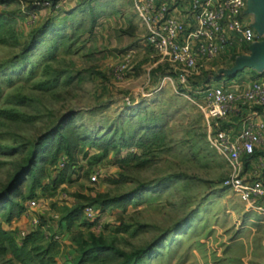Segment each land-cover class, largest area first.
I'll return each mask as SVG.
<instances>
[{"label": "rangeland", "instance_id": "1", "mask_svg": "<svg viewBox=\"0 0 264 264\" xmlns=\"http://www.w3.org/2000/svg\"><path fill=\"white\" fill-rule=\"evenodd\" d=\"M38 1L0 0V12L17 18L21 38L17 45L0 44V195L20 185L28 196L30 179L19 178L34 151L40 154L32 162L47 186L32 197L39 204L32 210L31 197L10 195L39 218L37 226L26 209L11 223L1 215L0 221L17 232L41 228V251H50L33 264L52 258L75 264L80 246L95 241L130 255L128 264H264V216L224 184L230 166L212 144L200 107L206 83L228 80L229 64L191 75L184 86L170 65L158 74L145 63L151 48L143 45L146 26L132 0L34 8ZM246 1L255 9V0ZM34 9L32 21L27 14ZM261 19L258 10L245 12L252 27ZM52 22L64 27L62 39L49 32ZM254 43L240 48L262 44ZM129 49L136 53L122 74L118 67ZM231 61L229 69L239 64ZM252 68L233 79L258 78ZM62 132L74 146L71 154L58 152L53 164L55 151L47 147ZM42 151L48 161H41ZM63 172L66 182L54 185ZM87 206L94 207V219L86 217ZM74 208L82 216L68 227ZM126 259L113 254L106 264ZM0 264L18 263L8 255Z\"/></svg>", "mask_w": 264, "mask_h": 264}, {"label": "built area", "instance_id": "2", "mask_svg": "<svg viewBox=\"0 0 264 264\" xmlns=\"http://www.w3.org/2000/svg\"><path fill=\"white\" fill-rule=\"evenodd\" d=\"M132 1L146 26V45L161 62L171 65L184 86L197 71L201 58L211 60L235 42L249 45L263 37L245 21L246 0H187L192 19L189 25L170 15L168 4L159 0ZM51 5L49 0L35 4L36 7ZM27 15L35 21L37 10ZM130 63L128 55L118 70L124 74ZM202 95L200 107L211 123L210 140L230 166L224 184L248 209L264 213V158L255 155L264 142V73L245 88L224 82L210 83ZM38 205L36 198H32L27 208L32 210ZM84 212L88 219L96 217L93 206H87ZM29 217L32 226L39 224L37 216ZM27 233L21 230L20 237Z\"/></svg>", "mask_w": 264, "mask_h": 264}, {"label": "trees", "instance_id": "3", "mask_svg": "<svg viewBox=\"0 0 264 264\" xmlns=\"http://www.w3.org/2000/svg\"><path fill=\"white\" fill-rule=\"evenodd\" d=\"M49 1H51L53 7L58 2V0ZM34 8L37 7L35 6ZM52 24L55 28H52L49 32H51L52 35L56 34L58 38L62 39L66 35L64 27L55 24L54 22H52ZM42 31H45L44 33L47 34V27ZM33 38L35 39L34 36ZM34 39L31 42V46L35 44ZM20 42L21 38L20 34L18 33L17 18L15 16L7 15L5 12H0V44L17 45ZM86 138V136H79V139H82L83 141L86 140ZM73 143L74 142L62 132L53 142L50 143V145L48 144L49 146L47 148L49 151H55L54 155L51 156L50 159L52 163H55L57 153L63 149L71 154L72 148L74 146ZM139 146L143 147L145 146V143L140 141ZM258 152L264 155V151ZM38 154H40L38 151L33 152L32 161H37L36 159ZM46 157H48L47 152L42 151L41 161H48ZM32 161L29 166L23 168L19 178V181L21 180L22 182H26V180L30 179L28 186V196H25L20 185H18L16 188L11 187L0 195V215L7 223H11L14 218L19 217L26 209L24 204H21L15 200H11L10 195L14 193L16 197L26 199L28 197L32 198L36 196L38 188H40L43 192L47 190V186L42 182L43 175L35 168V164ZM52 182L57 186L66 182V176L64 172L53 178ZM104 206H106V203ZM81 216V208H74L69 211L66 216L68 227H71L72 223L79 220ZM45 239V234L41 228L32 230V232H28L24 237H20V232H17L13 229H5L0 221V256L10 255V259L17 262L18 264H33L38 258H40V263L43 262L42 256L50 251V247L46 248L44 251H41V245L39 243ZM52 244L53 242H51L49 245ZM113 254L127 257V259L124 260L122 264H128L130 262V255L118 250L117 248H114L111 245L95 241L93 244H89L87 247L80 246L75 264H86L89 262H100L101 264H106L108 258ZM49 264L58 263L55 258H52Z\"/></svg>", "mask_w": 264, "mask_h": 264}, {"label": "crops", "instance_id": "4", "mask_svg": "<svg viewBox=\"0 0 264 264\" xmlns=\"http://www.w3.org/2000/svg\"><path fill=\"white\" fill-rule=\"evenodd\" d=\"M65 2H66V0H58V2L55 4L54 8H59ZM159 2L160 3H166V4H168L169 9H170V15H172V16L180 19V20H182L183 22L187 23L188 25L191 24L192 19H191L190 15L188 14V8H187V5H186L187 0H159ZM132 3H133V1H132ZM145 36H146V33L144 35V39H143L144 40V44L143 45H144V47L145 46L146 47H149L145 43ZM240 45H241L240 42H235V43H233V44H231L229 46H226L224 48V50H222L217 57H215V58H213L211 60H208V59H205V58H201L199 67H198L197 71H195L193 73L192 76L198 75V74H200L202 72L204 73L206 71H210L211 69H213L211 71H214V70H216L218 68L217 67L218 64H221V63H224L226 65L229 64V65H227L228 67H226L225 70L228 71V72H232V70L235 68V66H234V67H232V68L229 69V66H231L233 64L232 61H231L232 59L233 60H236L240 56L249 55V54H251L253 52H258V51L262 50V48H257L254 51H246V50H243L242 48H240ZM149 48H147V50ZM149 52L150 53H148V54L144 52L145 55H146V58L144 59L145 63L148 64L149 67L151 69H153L155 73H158V74L161 73L162 74V73L168 72L169 70H167V66L169 64L168 63L161 62L158 59V57L155 55V53L153 52V50L149 49ZM133 53H136V50L129 49L126 52L125 58L128 55H130L131 56V59H132ZM221 67H222V65L220 66V68ZM255 68H256V70H259L260 71L259 72V76H260V74L264 73V66L258 65ZM253 71H254V69L252 67H249L248 73H252ZM228 76H229L228 80H223V79H221L223 76L222 77L218 76V79H217L218 81H215L214 79H212L210 82L206 83V85H208L210 83H222V82H224V83H226L228 85H237L239 87H244L245 88V87H248L250 85V83L254 80V77L256 75L255 76H249L247 78L242 77L240 79H233V77L235 75H231L230 74ZM166 77L168 78L169 76H165V78ZM208 79H210V77ZM258 151H264V142H263V144H260L259 145ZM260 156H262L264 158V155L263 154H260ZM253 212H257V211H253ZM257 213H259L262 216H264V213H260V212H257ZM4 228L5 229H8V230L9 229H12L11 227H9V228L8 227L7 228L4 227Z\"/></svg>", "mask_w": 264, "mask_h": 264}, {"label": "water", "instance_id": "5", "mask_svg": "<svg viewBox=\"0 0 264 264\" xmlns=\"http://www.w3.org/2000/svg\"><path fill=\"white\" fill-rule=\"evenodd\" d=\"M258 7H262L263 10L260 11ZM255 10H258L260 12L262 19L260 20V22H258L254 26V28L258 31V33L261 36L264 37V19H263V17H264V0H255V9L251 6L250 3L249 4L247 3L246 12L255 11ZM262 22H263V24H262ZM255 43H262L260 45L261 47H259V48H262V50H260L258 52H253V53H251V55H244V56H240L239 58H237L236 60L238 61L239 64H237L235 66V68L232 70V72H229L231 75H235L239 70H242L245 67H256L258 65L264 66V41H259V42H255ZM256 49H254V50H256ZM254 50H252V51H254ZM262 74H260V75H262Z\"/></svg>", "mask_w": 264, "mask_h": 264}]
</instances>
